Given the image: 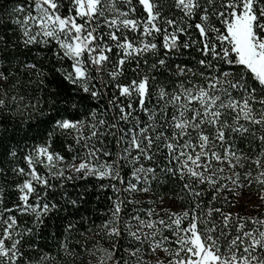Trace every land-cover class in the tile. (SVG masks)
I'll return each instance as SVG.
<instances>
[{"label":"snow or ice","instance_id":"snow-or-ice-1","mask_svg":"<svg viewBox=\"0 0 264 264\" xmlns=\"http://www.w3.org/2000/svg\"><path fill=\"white\" fill-rule=\"evenodd\" d=\"M173 8L183 13L179 21L171 14ZM13 12L18 14L14 22L21 29L25 47L54 42L59 49L55 55L72 62V71L65 78L93 98L101 97L102 90L113 89L109 104L116 111L112 120L95 112L87 123L57 119L55 127L76 133L75 144L83 142L85 151L65 161L50 151V142L35 148L34 155L25 158L29 170L15 169L30 177L18 186L22 203L3 211L35 214L34 223L39 225L56 207L29 204L35 192L33 182L51 186L37 172V162L49 169V177H94L123 184L122 162L131 161L136 183L129 181L124 191L150 192L153 181L163 184L171 177L182 183L184 195L180 198L190 197L192 205L179 212L162 209L166 218L157 220L139 215L122 220L125 201L117 196L108 219L96 226L93 235L98 239L92 248L83 249L91 258L86 264H150L142 255L144 245L148 254L156 255L158 250L164 254V258L157 257L156 264H264V215L241 216L213 206L219 199L234 207L253 184L261 202L257 206H264V0H25ZM197 18L198 22L190 23ZM192 28L197 38H193ZM127 32L136 36L129 38ZM155 34L163 37V55ZM181 36L187 39L181 40ZM192 47L201 54L197 66L176 64L173 69L168 64L170 54ZM148 53L159 57L149 72L126 84L119 82L125 63L135 59L139 68V58ZM113 55L118 59L113 60ZM25 67L42 74L35 64ZM158 69L174 77L171 86L156 83L157 77L151 73ZM7 79L0 71V82ZM4 106L5 99L0 98V108ZM121 123L131 127H121ZM104 137L116 138L120 151L115 159H101L114 155L105 147ZM236 139L258 142L261 150L255 155L239 151ZM68 150L73 151V145ZM66 171L72 175H65ZM110 186L119 193L115 184ZM208 191L212 196L205 205L202 197ZM74 227L69 223L65 232ZM31 233L32 229L20 231L15 216L0 212V264L21 261L23 237ZM128 238L130 246L121 251V240ZM60 247L73 258L81 255L69 247L66 238Z\"/></svg>","mask_w":264,"mask_h":264},{"label":"trees","instance_id":"trees-1","mask_svg":"<svg viewBox=\"0 0 264 264\" xmlns=\"http://www.w3.org/2000/svg\"><path fill=\"white\" fill-rule=\"evenodd\" d=\"M135 3V0H133ZM25 0H0V71L8 75L7 81L0 82V98L5 99V106L0 108V194H2L3 205L0 212L5 216H15L21 232L32 229V233L24 235L22 240V251L24 257L17 264H86L91 259L83 252L85 248H92L98 237L93 233L97 231V225L104 222L110 216L109 209L112 201L119 196L125 201L121 218L130 219L132 216L139 215L145 220H157L160 216H165L162 209H169L173 212L182 211L192 205L190 197L181 199L184 195L181 192L182 183L178 179L167 178L163 184L157 181L152 182L150 192H126L125 187L129 181L136 183L132 176L133 163L131 161L122 162L120 175L124 180L119 181L99 180L94 177L87 179L65 180L62 178L49 177V169L37 162L35 168L37 172L49 179L50 187L33 182L35 192L29 197V204L43 205L44 203L56 205L46 215L42 217V224H35V214L22 213L19 211L4 212V209H16L22 202L18 186L22 185L30 177L18 174L15 169L23 168L27 172L29 165L26 156L30 153L34 155V149L46 143H51L50 151L59 153L65 161H71L77 153L83 154L85 149L75 144L73 137L76 133H68L55 127V121L60 118L85 120L86 123L91 119V113L95 112L98 117L112 120L115 109L109 104V98L113 94V89L102 90L101 97L93 98L88 93H84L79 88L74 87L65 77L72 71V62L68 59H59L55 53L59 50L55 43L49 45L33 44L25 47L22 41L20 27L14 22L18 14L13 12V8ZM126 10V8H124ZM142 10L138 8L137 15ZM165 11V15H168ZM171 14L178 21L183 16L177 9H172ZM198 22V18L191 20V24ZM193 38H197L194 28L190 29ZM129 38L136 36V33L127 32ZM187 37L181 36V40ZM155 42L160 46V55H163L162 35L155 34ZM115 52V49H114ZM197 47L190 50H181L175 54H170L168 64L175 68L176 64L188 63L197 66L196 61L200 58ZM148 53L140 57V66L137 68L135 59H131L123 66V76L119 82L128 83L132 79H139L140 76L149 72V66L158 59ZM113 60L118 59L115 55ZM147 60V64L144 61ZM26 64H35L42 73L37 75L36 71L26 68ZM157 77L156 83H167L171 86L170 74L163 69L154 70L151 73ZM107 79V77H105ZM118 95V92L116 93ZM15 97L16 99H12ZM141 120L146 117L140 113ZM121 127H131L121 123ZM85 134L88 128L84 129ZM51 134V136L49 135ZM105 147L114 153L113 157L101 159H115L120 151L116 145L115 137H104ZM91 141L90 143H95ZM73 145V151L68 150V145ZM99 147L100 145L97 144ZM236 149L244 151L249 155H255L261 150L258 142L246 143L240 139L235 140ZM15 152V155L12 153ZM162 158V157H161ZM79 163V160L76 161ZM146 166H151L150 162H144ZM57 167H63L58 164ZM247 167V165H246ZM254 167V166H253ZM53 172L56 169H52ZM65 175H72L65 172ZM115 184L120 189L119 193L114 192L110 185ZM103 185V187H102ZM141 187V185H137ZM257 185L244 190V197L234 207L217 199L214 207L222 206L225 211L239 213L241 216H253L257 212L258 216L264 215V206H256L254 210L243 212L242 202L258 200L255 195ZM212 192L208 191L202 197L204 204L207 205ZM163 197V200H160ZM111 198V199H110ZM252 198V199H251ZM76 200V205L69 201ZM128 201H132L129 203ZM261 204V203H260ZM258 204V205H260ZM255 207V206H254ZM155 209L152 216L148 213ZM257 209V210H256ZM160 215L157 216L156 214ZM69 223L75 225L71 232L66 233L65 228ZM132 223H136L132 221ZM92 229L91 232L88 230ZM144 231H149L144 229ZM165 235L170 233L165 232ZM67 239L69 247L80 252L81 255L73 258L64 253L61 249V242ZM129 239L121 240V251L123 246H130ZM101 243L107 247L109 241L103 240ZM145 261L155 262L157 257L164 258L162 252L156 255L148 254L147 245H144L142 252ZM47 256L42 260V257Z\"/></svg>","mask_w":264,"mask_h":264},{"label":"rangeland","instance_id":"rangeland-1","mask_svg":"<svg viewBox=\"0 0 264 264\" xmlns=\"http://www.w3.org/2000/svg\"><path fill=\"white\" fill-rule=\"evenodd\" d=\"M252 199V198H251ZM252 200H255V201H248V202H242V209H243V212L245 213V212H249V213H251V211L250 210H254L255 208H256V206L258 205V204H260L261 202L259 201V200H256V199H252ZM255 206V207H254ZM259 208V207H258ZM257 210V209H256ZM252 214H253V216H258V214H257V212L255 211V212H253L252 211ZM155 262H153L152 261V263H150V264H154Z\"/></svg>","mask_w":264,"mask_h":264}]
</instances>
